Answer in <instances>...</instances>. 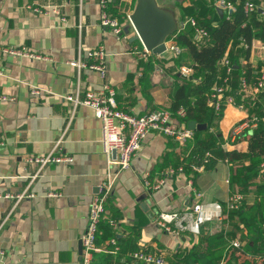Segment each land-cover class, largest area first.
<instances>
[{
  "label": "crops",
  "instance_id": "1",
  "mask_svg": "<svg viewBox=\"0 0 264 264\" xmlns=\"http://www.w3.org/2000/svg\"><path fill=\"white\" fill-rule=\"evenodd\" d=\"M124 1L129 19L136 0ZM63 2L0 0V196L25 190L34 194L16 207L14 200L0 198V264H82L81 237L88 225L92 199L107 171V158L102 145L101 122L93 110L82 106L73 112L72 105L62 96L74 93L78 87L81 96L88 90L102 93L113 90L121 110L145 115L158 110L170 112L176 88L182 83L167 62L169 52L149 53L165 58L163 64L156 57L144 55L146 51L140 40L131 41L136 32L130 20L121 24L122 35H116L100 23V0ZM158 2L178 8L186 0ZM55 5L62 6L61 13L50 10L45 13ZM178 18L182 23V12ZM100 46L106 52L105 78L97 71L78 69L70 64L76 60L97 62L88 58V52ZM4 47H27L47 59L4 55L1 51ZM142 60L150 65L141 66ZM249 60L254 66L264 64L263 41L254 42ZM30 85L47 92L32 95ZM2 97L13 99L3 101ZM246 117L245 110L226 105L219 122L226 151L248 150L247 140L241 137L245 134L234 137L232 131L234 125ZM60 138H63L62 154L72 157L73 162L46 167L28 187L38 167L26 163L25 158L49 153ZM183 147L163 135L151 133L145 138L131 160L130 169L123 171L116 181L109 198L113 201L111 209L109 199L106 202L105 216L119 217L112 218L118 224L116 228L111 225L114 232L122 238L127 236V228L138 226L140 245L166 259L180 249H198L203 253L202 262L206 263V259L213 257L210 253L219 256L221 252L216 250L225 249L236 240L243 247L237 251L240 262L256 260L251 254L264 251V231L254 242L253 237L252 240L250 236L240 237L247 232L239 224L238 238L230 243L218 244L211 240L198 244L199 239L187 233L170 234L156 223L160 212L183 211L194 205L198 200L196 193L202 194L201 201L219 203L223 208L232 193L231 163L220 160L213 169L190 176L177 166ZM49 193L56 195L48 196ZM239 222L234 220L235 224ZM224 227L223 219L208 222L202 226L201 236L217 234ZM230 228L231 225L227 227ZM109 251L94 256L93 264H106L111 254L117 257L118 252ZM138 262L132 257L125 264ZM112 264L117 263L114 260ZM120 264H124L123 261Z\"/></svg>",
  "mask_w": 264,
  "mask_h": 264
},
{
  "label": "trees",
  "instance_id": "2",
  "mask_svg": "<svg viewBox=\"0 0 264 264\" xmlns=\"http://www.w3.org/2000/svg\"><path fill=\"white\" fill-rule=\"evenodd\" d=\"M224 1L232 5L233 11L222 9L223 15L220 14V8L216 6L215 0H186L179 4L185 26L168 39L181 48V54L170 56L167 62L172 65L175 74H178L182 82L176 88L170 112L184 126H188L190 121L207 125L205 130L194 131L193 139L183 145L181 162L177 166L180 165L184 173L195 176L198 174L195 168L200 165L205 164V169L211 170L218 161H228L233 167L230 179L232 193L244 196L239 209L224 214L225 227L211 236L200 234L197 238L199 239L198 244L209 243L211 240L218 244L230 243L232 239L238 238L237 233L241 230L239 224H242L247 232L246 235L242 234L240 237L249 238L250 236L251 240L253 237L254 242L264 231V87L256 100L241 92L243 79L250 85H254L264 70L263 63L254 66L249 60L254 42H264V0H256V8L252 11L246 10L245 0ZM125 5L124 0H110L108 7L109 14L117 18L122 25L129 23ZM191 19L196 22L195 26L192 25ZM197 28L205 31L206 35L198 38ZM150 57H156L158 62L166 63L165 58ZM224 58L230 61L232 67L229 74L227 66L222 63ZM149 59L148 61L151 60ZM140 65L149 66L150 64L142 60ZM184 67L191 69V73L185 75ZM222 85L226 86L224 97L234 96L239 105H244L247 112L246 119L256 116L259 120L254 130L241 136L248 142L246 152L226 151L223 148L219 122L224 116L226 101L221 100L220 108L217 110L212 98L215 86ZM180 109L185 111L183 117L176 115ZM112 205L113 201L109 199L108 208L111 209ZM113 216H105L101 220L97 245L112 252L115 246L110 241L115 238L119 247L118 255L116 258L112 254L108 255L106 264H112L114 260L117 264L121 261L125 264L131 261L132 253L141 248V229L138 226L127 228V236L119 238L110 224L119 217L115 214ZM235 219L240 222L235 224ZM229 225L231 228L227 229ZM197 251L198 249H180L166 260L170 264H218L225 255V264H264V251L250 253L256 256V260L240 262V257L237 255L239 250L228 245L225 249L221 247L216 250V252H221L219 256L210 253L213 257L206 259V263L202 262L203 253ZM138 263L144 264L140 261Z\"/></svg>",
  "mask_w": 264,
  "mask_h": 264
},
{
  "label": "built area",
  "instance_id": "3",
  "mask_svg": "<svg viewBox=\"0 0 264 264\" xmlns=\"http://www.w3.org/2000/svg\"><path fill=\"white\" fill-rule=\"evenodd\" d=\"M110 0H100V23L109 28L114 34L122 35L123 28L117 18L112 17L108 12ZM256 0H245V8L248 11H252L256 8ZM68 0H64L63 3H67ZM215 4L218 8L224 11H233L232 5L226 3L224 0H215ZM61 5L51 6V9L47 8L45 13L49 10L54 13H61ZM37 12L38 9H35ZM62 21H66L62 18ZM192 25H196V22L191 19ZM82 26H79L81 31ZM206 35V32L197 28V37ZM167 51L170 56H177L181 54V48L175 45L172 41L168 40L166 43ZM82 48V46H81ZM4 55H11L21 58H29L34 60H45L47 56L36 52H31L27 47L2 48ZM146 51V50H145ZM149 54L147 51L144 55ZM88 58L95 59L97 62H82L80 60L72 61L70 64L78 69L88 68L93 71H97L102 78L106 76V52L104 47L100 46L90 52H88ZM224 66H227L228 74L231 72L232 67L230 61L224 58L222 61ZM183 73L188 75L191 73V69L184 67ZM264 87V70L258 82L254 85H250L245 79L242 80L241 92L251 97L253 100L258 98L261 89ZM226 86H215L212 98L216 104V109L220 108V101L225 100L226 105H234L240 110H245L244 105H239L234 96L224 97V91ZM32 95H41L47 90L30 85ZM115 92L108 90L107 93L95 92L88 90L84 96H81L79 87L74 93L62 96L64 100L72 105L73 112L78 107H88L93 110L95 117L101 122L102 128V145L103 150L107 158V171L105 177L99 185V191L92 199L89 214L88 225L86 231L81 237L82 244V264H93L94 256L99 252H107L106 249L97 245V237L99 234V224L104 219L106 211V202L112 196L114 186L119 175L130 169L131 160L133 156L140 150L145 138L153 133L163 135L174 139L181 146H183L188 140L193 139L194 131L188 129L187 126L182 125L176 121L174 114L166 110L152 111L145 115H136L125 112L118 107ZM13 98L2 97L1 100L7 101ZM176 115L183 117L185 115L184 109H180ZM247 118V117H246ZM243 119L234 125L232 131L234 137L245 134L248 131L254 130L258 126V118L256 116L248 119ZM67 130L63 133L65 135ZM63 138H60L53 146L51 151L41 156H28L25 158V162L28 164H35L38 169L34 175L31 176L30 184L41 175L44 169L54 164H69L73 162V158L65 156L61 152V143ZM116 151V156L113 152ZM207 162V160L205 161ZM205 169V164L195 168L196 172H201ZM179 171H183L182 168H178ZM169 172H174L170 170ZM55 193H49L48 196H55ZM198 198L197 202L191 207L183 211L173 212H160L156 217V223L166 232L175 235H181L187 233L191 238L197 239L202 232V226L208 222H214L222 220L226 212L239 209L242 204L244 196L239 193H231L227 205L225 208L219 203H207L201 201L202 194L196 193ZM8 198L14 200L15 207L24 199L34 197V194L25 190L16 195L5 194L0 198ZM200 200V201H199ZM8 216L4 219V224L7 221ZM112 227L116 228L118 224L115 221H111ZM115 248L112 252L116 253L118 247L116 246L115 239L110 241ZM231 246L237 250L242 249L240 242L234 240L231 242ZM133 259L143 262L144 264H170L166 258L158 253H153L146 250L141 246L140 250L132 253ZM226 261L223 258L219 264H225Z\"/></svg>",
  "mask_w": 264,
  "mask_h": 264
},
{
  "label": "water",
  "instance_id": "4",
  "mask_svg": "<svg viewBox=\"0 0 264 264\" xmlns=\"http://www.w3.org/2000/svg\"><path fill=\"white\" fill-rule=\"evenodd\" d=\"M220 14H224L222 9ZM179 15L181 16L179 7L171 8L164 3L160 4L158 0H136L134 9L129 15L131 25L136 32L131 41L140 40L148 53L163 55L167 51L166 43L169 37L185 26L184 21L179 22ZM187 127L192 131H201L205 130L207 125L190 121ZM113 155L116 156V151ZM79 250L82 253V244Z\"/></svg>",
  "mask_w": 264,
  "mask_h": 264
}]
</instances>
